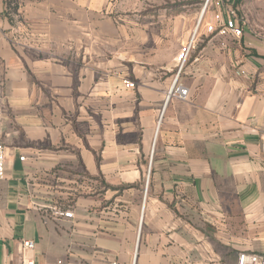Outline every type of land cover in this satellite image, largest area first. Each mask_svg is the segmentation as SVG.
<instances>
[{
	"label": "crops",
	"instance_id": "crops-1",
	"mask_svg": "<svg viewBox=\"0 0 264 264\" xmlns=\"http://www.w3.org/2000/svg\"><path fill=\"white\" fill-rule=\"evenodd\" d=\"M117 6L0 0V264L264 254V37L208 33L216 5L143 22Z\"/></svg>",
	"mask_w": 264,
	"mask_h": 264
},
{
	"label": "built area",
	"instance_id": "built-area-1",
	"mask_svg": "<svg viewBox=\"0 0 264 264\" xmlns=\"http://www.w3.org/2000/svg\"><path fill=\"white\" fill-rule=\"evenodd\" d=\"M208 2L209 0L205 1L202 11L205 10V8L208 5ZM214 3L216 6L220 8L213 14V21L207 22L205 24V30L208 33H216L221 36L230 34L234 37H240L243 33V29H242L243 21L241 18L237 16L236 9L231 6L222 5V2L219 0H216ZM198 24L199 23H197L196 28L194 29L189 39L180 45L179 50L176 53L175 60H176V67L178 72L183 69L192 51L196 47L195 35ZM124 84L127 87L134 86V83L128 80H124ZM187 96H188V89L182 84L173 85L167 93V98L175 97L177 99L183 100L186 99ZM261 147L262 150L264 151V137L261 142ZM3 177H4V147L0 138V179ZM55 212L58 215L68 218L72 217L73 215L71 209L56 208ZM21 248L22 251H32L34 248V242L32 240L25 239L21 242ZM21 264H36V263L34 258L29 255V256H22ZM236 264H264V254L241 251L237 255Z\"/></svg>",
	"mask_w": 264,
	"mask_h": 264
},
{
	"label": "rangeland",
	"instance_id": "rangeland-1",
	"mask_svg": "<svg viewBox=\"0 0 264 264\" xmlns=\"http://www.w3.org/2000/svg\"><path fill=\"white\" fill-rule=\"evenodd\" d=\"M118 12H114L121 20L134 19L160 21L173 18L177 11L180 14L192 15L200 12L206 0H117ZM209 0L206 8L215 5ZM236 7V8H235ZM236 13L243 21L244 29L264 37V0H239L235 5Z\"/></svg>",
	"mask_w": 264,
	"mask_h": 264
},
{
	"label": "trees",
	"instance_id": "trees-1",
	"mask_svg": "<svg viewBox=\"0 0 264 264\" xmlns=\"http://www.w3.org/2000/svg\"><path fill=\"white\" fill-rule=\"evenodd\" d=\"M238 1H239V0H237V2H238ZM237 2H236V3H237ZM234 7H235V4H234ZM235 8H236V7H235ZM177 13H178V12L176 11L175 14H177Z\"/></svg>",
	"mask_w": 264,
	"mask_h": 264
}]
</instances>
